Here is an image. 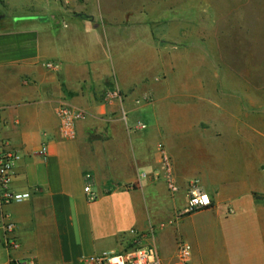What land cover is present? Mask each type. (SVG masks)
Returning <instances> with one entry per match:
<instances>
[{"label":"crops","instance_id":"0c3cea01","mask_svg":"<svg viewBox=\"0 0 264 264\" xmlns=\"http://www.w3.org/2000/svg\"><path fill=\"white\" fill-rule=\"evenodd\" d=\"M181 4L0 0V149L22 154L12 188L30 192L2 208L18 245L5 249L0 228V264H78L120 251L130 228L150 226L163 260L174 253L166 259L161 240L193 236L194 264L207 229L223 240V264H264V119L256 108L264 93L219 105L222 76L208 59L167 57L176 50L156 43V25ZM61 103L84 113L73 137L59 133ZM159 144L173 163L174 194L160 174ZM189 181L209 195V208L187 211ZM194 214L206 222L191 220L189 229Z\"/></svg>","mask_w":264,"mask_h":264},{"label":"rangeland","instance_id":"374dc122","mask_svg":"<svg viewBox=\"0 0 264 264\" xmlns=\"http://www.w3.org/2000/svg\"><path fill=\"white\" fill-rule=\"evenodd\" d=\"M176 13L180 14L159 18L163 22L156 26L162 27L163 32L158 34L156 43L177 46L176 49L169 46L176 53H167V57L175 55L182 59L193 56L208 59L213 72L222 76L217 83L218 87L221 85V91L213 100L224 105L228 99H244L247 93H264V0H182L181 9ZM16 18L19 17H10L11 20ZM150 19L159 20L156 17ZM182 67L185 68H182L183 72L189 66ZM206 67L209 66L199 65L202 73L207 72ZM166 72H169L168 68ZM263 101L262 95L261 104L256 108L264 119ZM260 131L264 135V126ZM261 140L264 149V136ZM202 216L194 214L189 217L184 221L187 228H191V220L195 221L197 227L203 226L206 221ZM202 231L197 237L198 255L194 264H223V240H212L210 230ZM157 234L158 231L154 235L156 244ZM175 238L188 243L190 252L196 253L193 236L177 235ZM175 240H161L163 248L170 251L166 259L176 250Z\"/></svg>","mask_w":264,"mask_h":264},{"label":"built area","instance_id":"2783aa9c","mask_svg":"<svg viewBox=\"0 0 264 264\" xmlns=\"http://www.w3.org/2000/svg\"><path fill=\"white\" fill-rule=\"evenodd\" d=\"M68 4L71 0H60ZM56 116L58 118L59 133L64 137H73L75 124L83 116V112L67 103L56 106ZM158 163L160 174L163 178L167 190L174 194L179 186L176 182L173 163L171 157L162 144L157 146ZM48 148L45 143H41L38 154L45 158ZM22 158V154L15 150L0 149V228L3 231L2 246L9 250L17 247L18 243L12 235L14 224L6 218L2 208L13 202L27 199L29 191H16L12 188L14 169L16 163ZM145 174H142L144 176ZM86 183L83 187L87 202H93L98 198V193L93 186L90 175L86 174ZM187 211H194L211 204V198L206 192L198 188L195 181H189L186 189ZM162 226L159 225L158 227ZM156 228L150 226L147 231L139 232L135 228H130L127 235L123 237V247L118 252L103 251L99 254L84 257L78 264H191L190 246L185 241L176 240V250L171 260H163L158 246L155 242ZM130 235V239L127 237Z\"/></svg>","mask_w":264,"mask_h":264},{"label":"trees","instance_id":"16d2710c","mask_svg":"<svg viewBox=\"0 0 264 264\" xmlns=\"http://www.w3.org/2000/svg\"><path fill=\"white\" fill-rule=\"evenodd\" d=\"M211 205H208V206H205V207H203V208H200V209H197V210H194V211H198V210H203V209H207V208H209Z\"/></svg>","mask_w":264,"mask_h":264},{"label":"flooded vegetation","instance_id":"af4514ba","mask_svg":"<svg viewBox=\"0 0 264 264\" xmlns=\"http://www.w3.org/2000/svg\"><path fill=\"white\" fill-rule=\"evenodd\" d=\"M0 18H2V15L0 16ZM2 19H0V22H1Z\"/></svg>","mask_w":264,"mask_h":264},{"label":"water","instance_id":"95a60500","mask_svg":"<svg viewBox=\"0 0 264 264\" xmlns=\"http://www.w3.org/2000/svg\"><path fill=\"white\" fill-rule=\"evenodd\" d=\"M18 18H16L15 20H17Z\"/></svg>","mask_w":264,"mask_h":264}]
</instances>
